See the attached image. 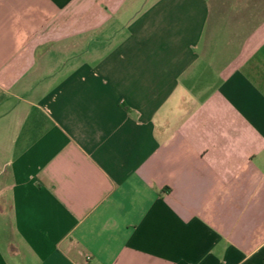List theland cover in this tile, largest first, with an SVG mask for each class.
<instances>
[{
    "label": "crops",
    "instance_id": "1",
    "mask_svg": "<svg viewBox=\"0 0 264 264\" xmlns=\"http://www.w3.org/2000/svg\"><path fill=\"white\" fill-rule=\"evenodd\" d=\"M0 264H264V0H0Z\"/></svg>",
    "mask_w": 264,
    "mask_h": 264
},
{
    "label": "built area",
    "instance_id": "2",
    "mask_svg": "<svg viewBox=\"0 0 264 264\" xmlns=\"http://www.w3.org/2000/svg\"><path fill=\"white\" fill-rule=\"evenodd\" d=\"M87 260H90V257H87Z\"/></svg>",
    "mask_w": 264,
    "mask_h": 264
}]
</instances>
